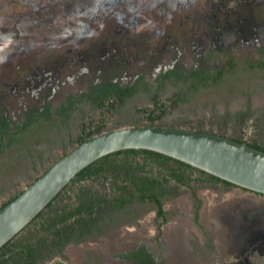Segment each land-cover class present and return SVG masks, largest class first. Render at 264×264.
Returning a JSON list of instances; mask_svg holds the SVG:
<instances>
[{
    "label": "rangeland",
    "instance_id": "1",
    "mask_svg": "<svg viewBox=\"0 0 264 264\" xmlns=\"http://www.w3.org/2000/svg\"><path fill=\"white\" fill-rule=\"evenodd\" d=\"M205 2L212 1L0 0V65L20 55L54 59L64 48L60 36L70 30L79 33L74 42L87 45L89 37L98 34L87 28L89 19L99 26L107 18L121 20L125 28L132 27L128 37L135 40L141 38L139 33L159 38L162 24L164 29L174 27L173 34L183 25L201 27L207 11L198 6ZM249 36L243 41L227 37L220 51L207 50L218 68L228 64L227 71L215 82L196 85L192 93L188 86L177 85L145 91L112 114L83 110L65 131L52 120V130L39 123L19 133L10 145H0V206L78 144L81 132L96 126L102 132L147 125L149 115H159L157 126L187 124L182 128L264 145V38ZM7 68L1 67L0 73ZM177 97L181 99L172 102ZM63 145L67 146L61 151ZM165 188L161 202L166 222L156 216L154 203L135 202L97 221L81 240L60 251L49 250L41 264H264L263 194L219 182L170 181ZM140 246L147 248L152 263L127 259Z\"/></svg>",
    "mask_w": 264,
    "mask_h": 264
},
{
    "label": "flooded vegetation",
    "instance_id": "2",
    "mask_svg": "<svg viewBox=\"0 0 264 264\" xmlns=\"http://www.w3.org/2000/svg\"><path fill=\"white\" fill-rule=\"evenodd\" d=\"M211 1L204 3L206 7L198 6L207 11L201 27L183 25L173 34L174 27L164 29L162 24L159 38L139 33L141 38L135 40L128 37L131 23L125 28L121 20L107 18L99 26L89 19L87 28L98 34H90L87 45L74 42L79 33L70 30L60 36L64 48L54 59L20 55L12 63L8 59L7 65L3 60L0 68H8L0 73V145H10L19 133L30 132L39 123L52 130V120L54 127L65 131L83 110L97 108L112 114L117 106L145 91L177 85L188 86L192 93L219 69L207 50L215 47L220 51L224 39L231 36L242 41L245 35L264 38V0ZM227 65L224 62L220 68ZM92 130L81 132L80 138ZM66 146H61V151Z\"/></svg>",
    "mask_w": 264,
    "mask_h": 264
},
{
    "label": "trees",
    "instance_id": "3",
    "mask_svg": "<svg viewBox=\"0 0 264 264\" xmlns=\"http://www.w3.org/2000/svg\"><path fill=\"white\" fill-rule=\"evenodd\" d=\"M226 69L219 68L209 79L215 82L227 71ZM158 116L149 115L147 124L155 125ZM100 128L96 126L87 137L99 133ZM227 137L238 142H246L249 146L264 152V145L259 142ZM83 139L81 137L79 143ZM170 181L179 185H189L190 182H219L232 185L226 180L160 152L134 148L117 150L96 159L77 172L76 177L29 223L5 242L0 247V264H41L49 250L60 251L66 244L81 240L93 230L97 221L104 219L107 214L109 215L106 217L116 216L135 202L154 203L156 216L164 219L161 195ZM19 192L2 203L0 208L15 198ZM126 256L152 263L150 253L144 246ZM54 264L62 263L55 261Z\"/></svg>",
    "mask_w": 264,
    "mask_h": 264
},
{
    "label": "water",
    "instance_id": "4",
    "mask_svg": "<svg viewBox=\"0 0 264 264\" xmlns=\"http://www.w3.org/2000/svg\"><path fill=\"white\" fill-rule=\"evenodd\" d=\"M148 149L188 163L233 186L264 195V152L226 136L182 127L122 126L76 144L0 208V247L96 159L122 149Z\"/></svg>",
    "mask_w": 264,
    "mask_h": 264
}]
</instances>
